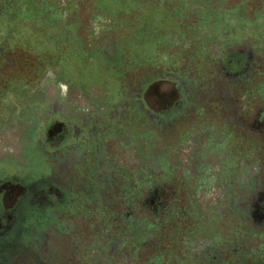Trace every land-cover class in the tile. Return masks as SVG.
<instances>
[{
  "label": "flooded vegetation",
  "instance_id": "obj_1",
  "mask_svg": "<svg viewBox=\"0 0 264 264\" xmlns=\"http://www.w3.org/2000/svg\"><path fill=\"white\" fill-rule=\"evenodd\" d=\"M192 1L179 21L191 14L184 30L213 42L180 48L167 27L142 51L175 0H0V264H81L55 214L82 244L98 239L103 262L88 264H264V55L250 0ZM172 50L180 63L159 64Z\"/></svg>",
  "mask_w": 264,
  "mask_h": 264
},
{
  "label": "rangeland",
  "instance_id": "obj_2",
  "mask_svg": "<svg viewBox=\"0 0 264 264\" xmlns=\"http://www.w3.org/2000/svg\"><path fill=\"white\" fill-rule=\"evenodd\" d=\"M179 1L180 0H175V2L172 4L173 8H172L171 14L169 15V18L167 17V15L164 14V12H162L160 10L158 16H160V17L163 16L164 19L163 20H158V22L155 23V25H157L155 29H151V27H149V26L146 27L147 33L143 32V38L146 39V37H148L149 41L145 42V44H146L145 46L143 44L140 45L139 46L140 50L144 51L145 48L146 49L147 48H151V46L153 45V42L157 41V43H158L159 38L164 37L163 34L165 33V31H167L166 30L167 27H170L169 28L170 31L172 33H174L176 36H180L181 37L180 39H178V42L176 44V46H181L180 48H182V45L185 44L186 41L189 40V38H192L194 40L198 39L200 41H204L205 40L204 36L203 35H198L197 32L184 30V27H188L189 25L194 23L195 19H194V17L191 14L186 13L187 15H185V14L183 15V17H185V18L182 19L181 21H179L180 18H178V14H177L178 11H180V8H181V5H180ZM190 1H191V3H193L192 0H190ZM201 1L204 2V0H201ZM205 1L207 3L208 7L210 5H211L212 8L216 6V2L212 3V1H210V0H205ZM235 1H238V0H227L228 4H232ZM191 3H189L188 6H191ZM195 4L193 3L192 6H194ZM135 5H138V8L142 12V15L144 16V18L147 19L148 16H147V11L145 9L146 5H142V6L140 4H135ZM135 5L127 4L128 7L135 6ZM247 6L250 7V18H251V20H253V21H250V23H253V26L250 25V31H252V32H250V43H251L252 46L255 45V46H257L259 48V50L258 49L255 50L253 54L264 55V48H263L264 47V17L261 14V13H264V0H250V4H247ZM257 13H260V14H257ZM135 17L138 18L139 15H134L133 18H135ZM5 19L6 18L4 17V15H0V25L5 21ZM136 20L137 19H135L133 22H135ZM150 22H152V21H150ZM241 35L242 34L239 31H234V32H229L226 36L219 37L218 39L221 40V41H226V42H234V41H238L237 39H239L241 37ZM232 37H234V38H232ZM26 39H27V37H26ZM210 42H213V41H211V39H206L204 41V43H206V44H209ZM63 44L65 45V43H63ZM214 44H215V42H214ZM159 48L163 49L164 47L159 46ZM160 55H161V57L159 56V61H158L159 64H164V62L166 64V61L168 62V60H170V61L174 60L175 65H177L181 61V57H180L179 52L174 51V50H172L169 53H167L166 51H161ZM163 58H165L166 61ZM186 63L194 65L193 61H186ZM60 64L62 66V71L70 69V66L72 67V69L75 68L74 64L67 57L61 58L60 59ZM110 70H113V68H111ZM186 76L188 78L187 74H186ZM192 79H194V77L190 78V80H192ZM192 84L194 85V82ZM179 121L178 122H179V125H180L181 128H185L189 124V122H182L181 120H179ZM168 137H169V139H172V136H168ZM196 137H197V135H196ZM196 137L194 139L195 144L197 143ZM186 157H187V154H186ZM256 162H257L256 155H252V157L250 158V164H252V163L255 164ZM121 169H122L123 172L125 171L127 174L129 173V171L125 170V168L122 167ZM192 171H194V169ZM137 183H139V179H137V178L132 179L130 187L134 188V186ZM114 184L118 186L119 181L115 180ZM115 185H113V186H115ZM84 192L87 193L86 191H84ZM104 196H105V193L104 194L102 193V199H103ZM31 213L37 216V217H35L36 219L32 217L31 225H34L37 228H41V227H43V226H45L47 224V218H46L44 212H36V211H34L32 209ZM54 217L50 220V221H52V224H54V227L58 228V229H63L62 231H64L65 232L64 235H66L65 239L66 240L69 239L70 241L75 243L73 245V248H74L73 257H72L73 259L81 260V264H88L89 262H91L90 259H93V258L98 256L96 254L97 246H98V239H93L88 244H82L80 242V240H79L82 237V232H80V230L73 229V231H68L69 227L72 228V224L69 223L68 221L60 220L58 214H55ZM86 217L89 218V219L92 218L93 217V211L89 210L88 211V216H86ZM106 220H107L106 224L112 222V220L109 218V216L106 217ZM95 224H96V226L100 225V223H95ZM80 229L83 230L82 227ZM113 230L117 231L118 228L114 227ZM67 231H68V233H67ZM118 232H117V234H119V237H122V235H123L122 230H120ZM127 232H128L129 240L130 241H134V239H135L134 237L136 235V231L128 229ZM117 234H112V237H116ZM111 239H113L114 241L117 242L116 238L115 239L111 238ZM69 240H68V243L70 244ZM62 245H64L63 242H62ZM71 247H72V244H71ZM64 249L65 248H63V250ZM63 258H65V257H63ZM101 261L103 262L102 259H101ZM226 264H229V263H226Z\"/></svg>",
  "mask_w": 264,
  "mask_h": 264
}]
</instances>
